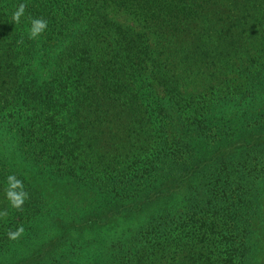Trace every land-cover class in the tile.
<instances>
[{"label":"trees","instance_id":"obj_1","mask_svg":"<svg viewBox=\"0 0 264 264\" xmlns=\"http://www.w3.org/2000/svg\"><path fill=\"white\" fill-rule=\"evenodd\" d=\"M261 28L264 0H0V264H264Z\"/></svg>","mask_w":264,"mask_h":264},{"label":"clouds","instance_id":"obj_2","mask_svg":"<svg viewBox=\"0 0 264 264\" xmlns=\"http://www.w3.org/2000/svg\"><path fill=\"white\" fill-rule=\"evenodd\" d=\"M26 8L27 5L23 3L17 6V9L12 16L13 22L20 23L21 17L24 16ZM28 19L30 21L28 38L32 40L38 39L46 31L48 21L43 18L29 17ZM6 183L5 198L7 199L9 206L17 211H22L25 201L29 198V193L24 189L23 181L13 174L6 178ZM7 216V210L0 211V218H6ZM23 233L24 228L20 226L15 231H9L8 238L11 240H17L23 235Z\"/></svg>","mask_w":264,"mask_h":264},{"label":"rangeland","instance_id":"obj_3","mask_svg":"<svg viewBox=\"0 0 264 264\" xmlns=\"http://www.w3.org/2000/svg\"><path fill=\"white\" fill-rule=\"evenodd\" d=\"M119 21L124 22L125 25L128 24L126 22V19L123 17H120ZM260 30L264 31L263 28H261ZM1 109L3 111L2 113H6V115L9 117L11 116L12 113L10 112V110L8 112L7 108H1ZM3 120L5 121L9 120V122H6L4 124L5 126H3L9 129L12 120L8 117H4ZM10 130H11L10 132L6 131L0 134V149L6 157H12L16 163L20 164V161L22 159L20 157V143L17 141L16 132L13 129Z\"/></svg>","mask_w":264,"mask_h":264}]
</instances>
